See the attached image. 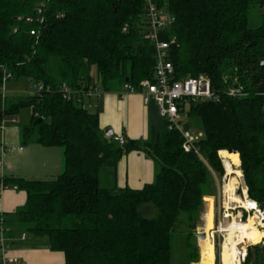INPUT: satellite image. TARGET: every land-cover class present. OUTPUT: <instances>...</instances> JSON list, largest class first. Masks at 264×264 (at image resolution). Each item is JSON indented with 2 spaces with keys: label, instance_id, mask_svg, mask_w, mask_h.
<instances>
[{
  "label": "trees",
  "instance_id": "16d2710c",
  "mask_svg": "<svg viewBox=\"0 0 264 264\" xmlns=\"http://www.w3.org/2000/svg\"><path fill=\"white\" fill-rule=\"evenodd\" d=\"M153 1L175 18L164 37L176 38L169 55L176 77L206 74L221 92L219 101L188 109L202 120L198 145L207 163L184 150L183 136L169 130L153 102L159 120L149 137L120 144L106 136L99 111L62 90L63 84L139 89L153 79L145 0H0V82L6 70L9 80L44 85L36 94L0 99V126L31 107L22 143L63 149V171L55 177H0L5 187L27 193L23 206L0 217L8 237L47 238L65 264H174L176 236L185 239L190 263L200 261L196 228L204 196L215 194L206 189L210 168L225 174L222 150L239 153L249 196L264 208V23L249 25L264 0ZM228 87L246 95L224 94ZM134 150L154 160V181L141 189L103 187L101 170L115 169ZM246 264H264V244L249 249Z\"/></svg>",
  "mask_w": 264,
  "mask_h": 264
},
{
  "label": "built area",
  "instance_id": "2783aa9c",
  "mask_svg": "<svg viewBox=\"0 0 264 264\" xmlns=\"http://www.w3.org/2000/svg\"><path fill=\"white\" fill-rule=\"evenodd\" d=\"M146 16H147V31L145 34L155 48V65L153 79H145L141 82L140 88L136 89L129 84H125L124 94L140 92L144 97L145 104L153 102L157 108L159 115L168 123L169 130H177L183 136V148L185 151L196 152L205 162L203 154L200 151L198 140L200 137L195 136L189 128H182V124L186 118H189L188 110L192 102H206V101H219L221 99V92L213 86L211 78L206 74L198 76H186L177 78L172 61L169 58L172 45L176 43L175 37H164L165 31L170 27L171 23L175 20L173 16L168 14L164 9H160L153 0H145ZM261 9L264 13V1L261 4ZM126 31V28H124ZM35 34L32 31V34ZM11 74L4 70L2 75V85L0 86V99L4 100L8 93L4 87L5 81L9 80ZM44 89L42 83H33L29 85V94L39 93ZM48 90L50 87L47 88ZM67 98L76 96L78 101L85 106L91 105L85 102L84 97L100 96L102 90L98 86L90 85L83 87L81 90H74L67 84L62 85ZM224 94L230 96H242L246 93L242 92L239 88L228 87L224 90ZM183 115L185 119L183 120ZM13 122L17 120L13 117ZM6 127V118L2 121L0 130L3 131ZM118 141L120 144L125 143L123 136L111 135L107 136ZM13 148L8 146L3 140L0 141V169L3 167L4 156ZM219 154V153H218ZM222 162L223 158L220 156ZM207 163V162H206ZM224 164V163H223ZM225 167V165H224ZM241 176H237L241 183L237 184L233 194L225 188V177L227 169L225 167V174L219 176L212 168L211 173L218 182L217 192L213 195L204 196L213 198L214 204V229L219 237V246L223 248L227 242V235L229 234L228 225L236 222H244L250 219L251 216L256 217L255 225L263 231V236L259 243L264 242V208L259 203L252 199L248 193V186L244 179L243 169ZM3 175H1V178ZM221 177V179H220ZM7 188L3 184L1 189ZM250 201L249 206L244 204V201ZM207 201L204 202L207 206ZM0 264H27L23 259L12 253L13 239L6 235L7 227L4 226V218L0 217ZM201 232V231H199ZM203 232V231H202ZM239 230H237L235 241L238 243L239 250L237 253L236 261L238 264H246L249 248L255 244L251 242H243L239 238ZM26 234L21 235V239H25ZM213 241L215 237L213 234ZM231 244V243H230ZM258 244V243H257Z\"/></svg>",
  "mask_w": 264,
  "mask_h": 264
},
{
  "label": "crops",
  "instance_id": "0c3cea01",
  "mask_svg": "<svg viewBox=\"0 0 264 264\" xmlns=\"http://www.w3.org/2000/svg\"><path fill=\"white\" fill-rule=\"evenodd\" d=\"M124 86L114 84L109 90H103L100 86V96L84 97V100L91 105L92 110L99 111L103 130H112V135L123 136L125 140L147 139L151 125L159 120L157 109L154 104H145L143 95L138 91L124 94ZM13 123L15 125L9 124L0 132V139L13 148L4 156L0 177L19 176L39 180L59 175L63 171L62 149L59 146L47 147L38 143L24 145L20 128L16 126L18 122ZM29 159L34 165L28 164ZM102 172L110 180L111 185L108 188L141 189L154 181L155 162L147 153L134 150L124 155L115 169L104 168ZM1 186L2 183L0 213L14 212L25 204L26 191L13 187L1 189ZM207 202L208 209L204 218L212 217L213 214V198L208 197ZM12 253L27 264H65L64 253L51 250L49 241L44 238H30L26 235L25 239H21L18 236L13 240Z\"/></svg>",
  "mask_w": 264,
  "mask_h": 264
},
{
  "label": "rangeland",
  "instance_id": "374dc122",
  "mask_svg": "<svg viewBox=\"0 0 264 264\" xmlns=\"http://www.w3.org/2000/svg\"><path fill=\"white\" fill-rule=\"evenodd\" d=\"M262 23H264V13L261 9V6L258 5L252 10V12L250 14L249 25H250V27H257V26L261 25ZM92 73H93V75L97 76L96 68H93ZM1 85H2V83L0 82V86ZM4 87H5V89L8 93V96L10 98L20 97V96L25 97V96L29 95L28 94V91H29L28 79L25 77L7 80V81H5ZM186 111H188V110H186ZM184 116L185 115H183V120L185 119ZM31 117H32V108L28 107V106H23L20 109V111L14 117L18 122L16 124V126L19 127L21 130L22 127L29 124ZM9 124L15 125L13 123V116L6 117V126H8ZM185 127L189 128L192 131V133L197 137L201 138L204 136L202 120L197 115L190 114L189 118H186L182 124V128L185 129ZM0 132H1V130H0ZM0 141H1V139H0ZM60 148L62 149V147H60ZM62 151H63V149H62ZM38 161L39 160H37V162ZM28 162H29L28 163L29 165H30V163L32 165H34V162L31 159H29ZM220 179H221V177H220ZM217 184H218V182L212 174V176L210 177V180L208 182V185L206 186L207 191L212 192V193H216L217 189H218ZM225 184H227L226 179H225ZM101 185L103 187H110V185H111L109 178L106 177L103 172L101 173ZM207 198L208 197H206L205 201H207ZM207 209H208V203H207V206H206V204H204L203 211L201 213V217L197 223L196 232L205 231V227L208 225L211 226V229H212V226L214 225V220L212 219V217L207 216V218H204L205 213L207 212ZM141 210L147 215H155L154 211L149 212L148 209L145 208V206L141 207ZM28 237L35 238L34 236H32L30 234H28ZM214 237H215L214 245H215V251H216L217 247L219 246V237L216 233H214ZM44 239H47V238H44ZM206 242H207L206 239L203 240V239H200L199 237H197V243H198V248L200 251V260L201 261H202V254H203V250H204V246H205ZM174 247H175L174 264H191L190 260L188 258V255H187L186 242H185V239L183 237L176 236L174 238ZM219 247L218 248L220 249V264H223V262H222V247L221 246H219ZM194 263H192V264H194ZM215 264H216V257H215Z\"/></svg>",
  "mask_w": 264,
  "mask_h": 264
},
{
  "label": "bare ground",
  "instance_id": "6f19581e",
  "mask_svg": "<svg viewBox=\"0 0 264 264\" xmlns=\"http://www.w3.org/2000/svg\"><path fill=\"white\" fill-rule=\"evenodd\" d=\"M219 154L223 158V163L227 168V175L225 178L227 180V184H225V188L227 189V191L232 192L233 194L237 184L241 183L240 179L237 177L242 175V171L240 169V155L239 153H230L227 150H222L219 152ZM244 204L246 206H249L250 201H244ZM212 219L214 220V211L212 214ZM255 222L256 217L251 216L250 219L244 222L239 223L234 221L233 223L228 225L229 234L227 235V242L222 248L223 264H238V262L236 261V257L239 250V246L237 245L238 243H236L235 241L237 230H239V238L242 239L241 243L251 242L253 244H257L261 241L263 231L255 225ZM213 229L214 225L212 226V229L209 225L205 227L206 237L203 240L206 239L207 242L205 243L202 254V264H215L216 251L213 241Z\"/></svg>",
  "mask_w": 264,
  "mask_h": 264
},
{
  "label": "water",
  "instance_id": "95a60500",
  "mask_svg": "<svg viewBox=\"0 0 264 264\" xmlns=\"http://www.w3.org/2000/svg\"><path fill=\"white\" fill-rule=\"evenodd\" d=\"M15 30H17V28H16ZM260 65H261L262 67H264V61H262V62L260 63ZM112 133H113L112 130H106V136H111ZM196 235H197V237H199L200 239H204V238L206 237V233H205V231H203V232H197ZM194 264H202V262H201V260H200V261H198V262H195Z\"/></svg>",
  "mask_w": 264,
  "mask_h": 264
}]
</instances>
